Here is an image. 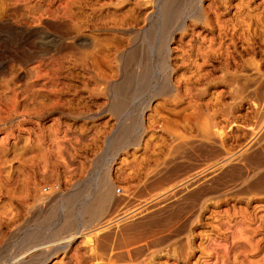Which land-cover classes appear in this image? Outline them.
<instances>
[{
	"label": "rangeland",
	"instance_id": "rangeland-1",
	"mask_svg": "<svg viewBox=\"0 0 264 264\" xmlns=\"http://www.w3.org/2000/svg\"><path fill=\"white\" fill-rule=\"evenodd\" d=\"M0 264H264V0H0Z\"/></svg>",
	"mask_w": 264,
	"mask_h": 264
},
{
	"label": "bare ground",
	"instance_id": "bare-ground-1",
	"mask_svg": "<svg viewBox=\"0 0 264 264\" xmlns=\"http://www.w3.org/2000/svg\"><path fill=\"white\" fill-rule=\"evenodd\" d=\"M215 54V53H214ZM20 58V56H19ZM23 58V57H22ZM215 59V58H214ZM20 61V60H19ZM196 151V150H195ZM207 152V151H206ZM208 154V153H207ZM189 158V157H188ZM256 159V158H255ZM254 159V160H255ZM253 162V161H252ZM259 162V161H258ZM174 170V169H173ZM235 172V171H234ZM242 172V171H241ZM187 173V172H186ZM159 180V179H158ZM162 182V181H161ZM154 183V182H153ZM97 184V183H96ZM258 184V183H257ZM263 184V183H262ZM98 189H99V194L96 196V202L92 206H89V211L92 212V214H99L100 212H103L108 209L110 204L113 201V192L112 188L110 187V184H108L107 180H100L98 182ZM262 188V187H261ZM114 191V190H113ZM202 191V190H201ZM115 192V191H114ZM196 194V193H195ZM199 194V193H198ZM124 196V195H123ZM195 197V196H194ZM118 205V204H117ZM87 206L85 207V209ZM118 208V207H117ZM108 211V210H107ZM176 214V213H175ZM167 216V215H166ZM166 219V218H165ZM115 228V227H114ZM96 229V228H95ZM181 229V228H180ZM120 232V231H119ZM86 235V234H85ZM95 236V235H94ZM71 238V237H70ZM73 238V237H72ZM88 238V237H87ZM74 240V239H73ZM88 242L91 240L90 238L87 239ZM91 242V241H90Z\"/></svg>",
	"mask_w": 264,
	"mask_h": 264
}]
</instances>
